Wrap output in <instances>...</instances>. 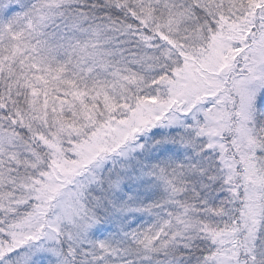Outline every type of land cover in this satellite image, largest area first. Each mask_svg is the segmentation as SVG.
I'll list each match as a JSON object with an SVG mask.
<instances>
[{
    "label": "snow or ice",
    "instance_id": "snow-or-ice-1",
    "mask_svg": "<svg viewBox=\"0 0 264 264\" xmlns=\"http://www.w3.org/2000/svg\"><path fill=\"white\" fill-rule=\"evenodd\" d=\"M0 264H264V0H0Z\"/></svg>",
    "mask_w": 264,
    "mask_h": 264
}]
</instances>
